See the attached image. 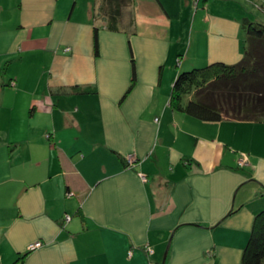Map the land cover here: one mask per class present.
Listing matches in <instances>:
<instances>
[{
    "label": "crops",
    "instance_id": "1",
    "mask_svg": "<svg viewBox=\"0 0 264 264\" xmlns=\"http://www.w3.org/2000/svg\"><path fill=\"white\" fill-rule=\"evenodd\" d=\"M91 4L64 15L59 0H0V47L12 40L0 62L14 58L0 260L241 264L264 207V122L199 121L169 98L179 71L241 60V19L264 20V0H133L118 31L93 21Z\"/></svg>",
    "mask_w": 264,
    "mask_h": 264
},
{
    "label": "trees",
    "instance_id": "2",
    "mask_svg": "<svg viewBox=\"0 0 264 264\" xmlns=\"http://www.w3.org/2000/svg\"><path fill=\"white\" fill-rule=\"evenodd\" d=\"M132 1L94 0L91 4L90 16L93 21L102 20L103 27L106 29L118 31L122 9ZM259 9L264 12V5ZM241 29L244 45L242 58L237 64L214 62L177 73L169 98V106L173 111L184 113L203 122H219L223 119L264 122V23L253 22L244 16L241 19ZM98 31L99 27L94 26L95 56L99 55ZM4 40L5 37L1 38L0 43ZM6 41L5 43L9 44L5 46V49L12 43L8 37ZM12 59L14 58L6 59V62H11ZM2 69L4 70L5 66L0 68L2 80L0 89L13 87L14 80L7 76L6 71L2 73ZM134 80L135 69L132 61L131 84ZM93 92L95 91L91 88L77 90L80 94ZM33 109L34 106L28 113L32 114ZM155 121H158V118ZM45 138L50 140L51 137L47 134ZM125 161H127L126 158ZM239 161L238 167L242 168ZM77 214L81 215L79 210ZM2 258L0 264H24L26 252L18 253L11 259H6L4 255ZM241 264H264V207L254 216L252 228L243 249Z\"/></svg>",
    "mask_w": 264,
    "mask_h": 264
},
{
    "label": "rangeland",
    "instance_id": "3",
    "mask_svg": "<svg viewBox=\"0 0 264 264\" xmlns=\"http://www.w3.org/2000/svg\"><path fill=\"white\" fill-rule=\"evenodd\" d=\"M93 1L94 0H59V5L58 6H60V8H62V10H61V12L65 15V14H67L68 13V10H69V8H71V6L73 5V7H74V12L75 13H77V10H82V9H85V7H86V5H87V3H89V2H91V3H93ZM199 0H193V4H194V6H196L197 5V2H198ZM196 2V3H195ZM237 2H238V4H237ZM235 4V6H237V5H239L240 4V1H237ZM82 8V9H81ZM248 18L251 20V21H253V22H261V23H264V20H262V19H259V17H257L254 13H252V12H250V14H249V16H248ZM12 25H14L13 23H12ZM4 46H7V45H5V44H3V45H1V47H0V49L2 50L3 48H6V47H4ZM33 61H30L29 63H32ZM7 64V66H6V64ZM207 65V64H206ZM229 65V64H228ZM3 66H5V69L2 71V73H4L5 71H7V73H8V70H9V68L11 67V66H13V63L11 62H6V59H2L1 60V62H0V68H2ZM29 67H32V64L29 66ZM12 69H13V67H12ZM16 69V68H15ZM38 69V66L35 64V70L34 71H32V72H36V70ZM191 69V68H190ZM6 73V74H7ZM5 74V75H6ZM1 77H0V83H1ZM4 89H5V87H3V88H1L0 89V132L2 131V130H7L8 129V121H7V119L9 118H7L6 117V112L4 113V116L2 117V120H1V110L3 111V109H6L7 108V104H8V100L9 99H7L6 97H2L3 96V92H4ZM6 117V118H5ZM0 136H1V133H0ZM252 147V150L254 151V147H253V145L251 146ZM263 151H264V149H263ZM128 159H129V156L128 157H126V160H127V162L129 163H132V159H131V161H128ZM243 167V166H242ZM37 243H39L38 245H37ZM43 246V242H42V240L40 241V240H37V241H34V242H32V243H29L28 245H27V247H26V249L28 250V251H30V252H33V251H35V250H37V249H39V248H41Z\"/></svg>",
    "mask_w": 264,
    "mask_h": 264
},
{
    "label": "built area",
    "instance_id": "4",
    "mask_svg": "<svg viewBox=\"0 0 264 264\" xmlns=\"http://www.w3.org/2000/svg\"><path fill=\"white\" fill-rule=\"evenodd\" d=\"M131 159H132V157H130L129 156V159H128V161H131ZM130 163V162H129ZM239 165H241V166H245L246 165V163H245V160H240L239 161ZM66 219H68V217H66ZM39 243H37V245H38ZM150 252V251H149Z\"/></svg>",
    "mask_w": 264,
    "mask_h": 264
},
{
    "label": "water",
    "instance_id": "5",
    "mask_svg": "<svg viewBox=\"0 0 264 264\" xmlns=\"http://www.w3.org/2000/svg\"><path fill=\"white\" fill-rule=\"evenodd\" d=\"M163 264V263H162Z\"/></svg>",
    "mask_w": 264,
    "mask_h": 264
}]
</instances>
